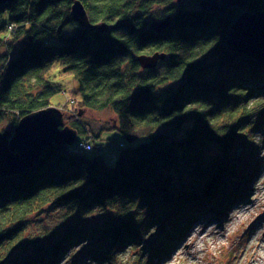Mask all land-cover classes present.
I'll return each instance as SVG.
<instances>
[{"label":"trees","instance_id":"trees-1","mask_svg":"<svg viewBox=\"0 0 264 264\" xmlns=\"http://www.w3.org/2000/svg\"><path fill=\"white\" fill-rule=\"evenodd\" d=\"M80 1L96 28L73 18L75 0L0 6V125L58 108L76 134L0 182V264H62L74 249L115 264L129 247L142 249L130 264H152L194 224L246 202L260 174L264 63L225 43L236 18L264 11V0L225 14L201 0ZM156 8L154 23L169 19L162 30L149 21ZM155 54L165 55L156 67L138 60ZM58 79L75 82L77 109L52 105L65 91ZM86 108L111 109L126 141H146L121 144L112 164L90 154L101 136L81 116ZM48 207L65 219L25 238L26 220Z\"/></svg>","mask_w":264,"mask_h":264},{"label":"rangeland","instance_id":"rangeland-1","mask_svg":"<svg viewBox=\"0 0 264 264\" xmlns=\"http://www.w3.org/2000/svg\"><path fill=\"white\" fill-rule=\"evenodd\" d=\"M159 11L157 8L154 9L149 21L153 23L157 21L154 15ZM1 51L3 52L2 49ZM58 81L63 84L65 91L57 93L52 98V105L61 108L69 103L64 109H77L79 102L74 103L73 106L70 104L72 99L79 100V97L72 93L75 82L72 80L66 82L65 79L64 82L60 79ZM80 114L88 123L89 128L93 130V135L100 134L101 136V139L97 138L98 147L94 145V150L90 154L98 152L110 164L115 162L121 144L134 145L146 141V138H140L133 143L126 141L117 128L114 129L118 120L109 108L104 110L86 108L82 109ZM18 124L15 126L10 119H7L0 125V130L13 131ZM255 141V154L261 159L262 165L260 174L252 183V195L247 201L229 209L225 217L219 216L221 219L194 224L187 229L168 255L160 259L152 258V264H264V126L256 133ZM87 146L86 144L85 148ZM63 214V210L50 207L44 211L35 212L25 222L24 237L29 239L32 235L50 232L66 217ZM75 219H72V224ZM77 250L74 249L62 264H110L108 262L95 263L81 252L78 255ZM141 252L142 249L139 247L134 249L129 247L116 257L115 264H130L127 258L133 260Z\"/></svg>","mask_w":264,"mask_h":264},{"label":"water","instance_id":"water-1","mask_svg":"<svg viewBox=\"0 0 264 264\" xmlns=\"http://www.w3.org/2000/svg\"><path fill=\"white\" fill-rule=\"evenodd\" d=\"M15 0H0V6ZM249 0H201L208 12L225 14L231 7L245 8ZM72 15L83 26H90L87 11L80 0L72 5ZM169 19L153 23L155 30L167 27ZM92 26V25H91ZM90 26V27H91ZM92 28H96L92 26ZM226 47L264 63V11H245L231 24ZM165 55H141L144 68H153ZM65 117L58 108H44L22 117L13 131L0 130V182L11 175L23 174L38 163L51 144H65L75 140V131L64 127Z\"/></svg>","mask_w":264,"mask_h":264},{"label":"built area","instance_id":"built-area-1","mask_svg":"<svg viewBox=\"0 0 264 264\" xmlns=\"http://www.w3.org/2000/svg\"><path fill=\"white\" fill-rule=\"evenodd\" d=\"M79 145H80V147L85 148V145H86V144L83 143V142H80ZM87 147H89V146H87Z\"/></svg>","mask_w":264,"mask_h":264}]
</instances>
